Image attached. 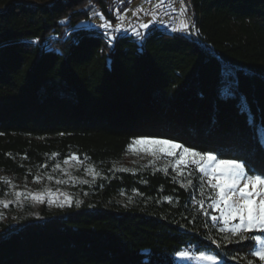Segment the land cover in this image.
Returning a JSON list of instances; mask_svg holds the SVG:
<instances>
[{
  "label": "trees",
  "instance_id": "16d2710c",
  "mask_svg": "<svg viewBox=\"0 0 264 264\" xmlns=\"http://www.w3.org/2000/svg\"><path fill=\"white\" fill-rule=\"evenodd\" d=\"M134 1L0 0V176L73 153L99 170L78 207L0 220V264H179L184 249L252 259L247 241L213 242L198 168L114 165L137 134L167 133L264 168V0H192L194 34L153 25L110 40L89 25L99 12L119 23Z\"/></svg>",
  "mask_w": 264,
  "mask_h": 264
},
{
  "label": "snow or ice",
  "instance_id": "6c2138e0",
  "mask_svg": "<svg viewBox=\"0 0 264 264\" xmlns=\"http://www.w3.org/2000/svg\"><path fill=\"white\" fill-rule=\"evenodd\" d=\"M163 3V0H160ZM184 3V0H181ZM180 14L184 16L187 12V5L180 8ZM124 19L123 16L120 17ZM153 21L145 22L140 25L142 29H148L149 23ZM194 25L186 18L179 19L178 25L172 28V31H190ZM108 33L109 39H115L114 36L108 31L112 29L113 25L105 23L100 25ZM124 30V24L121 23L116 27V31ZM137 36L141 33L135 28L132 29ZM37 40L40 38L37 37ZM3 46V45H0ZM231 94V93H229ZM245 110L242 107V111ZM63 135V133H61ZM136 146L140 151L149 154L153 159L150 161L154 163L156 159L160 157H172L175 158L174 163L169 162L168 165L163 167V170L167 172L168 167L171 166L178 174L184 175V169L189 165H195L199 172L202 173L200 184V195L204 196L205 186L211 190H214V194L209 195L208 208L218 211L219 215L210 214L205 209V200H197L196 204L203 210L204 216H209L213 222H219L222 220L223 226L219 228L221 233V240L213 241L217 243L218 247H222L223 244H241L249 242L246 246L249 248L248 255L252 259H248L247 256L241 258L247 261V264H258V262H264V168H257L249 163L246 158L229 152L221 148H203L200 146H187L179 141V138L171 137L167 133H141L133 137L131 146ZM11 155V154H9ZM57 155V154H53ZM69 159L79 160V157L75 153L71 154L68 158L63 160L64 164L69 163ZM61 165L57 163L55 169H59ZM88 171H92L91 168ZM99 175V173H95ZM190 175V173H188ZM48 180H53L51 175L47 176ZM3 180V178H0ZM35 180H41L40 176H35ZM7 184H11L10 180L4 181ZM57 184L62 183L60 180H56ZM83 183H89L88 180H84ZM192 180L189 179L187 184H181L182 187L192 185ZM15 188V185H13ZM58 193L48 191L49 197H55ZM16 198L15 201L0 200V205L7 209L11 203L15 202L17 206H21L23 200H30L43 202L44 196L37 193H26L24 191L16 190L13 193ZM169 202L172 201V197H165ZM50 202H55L54 199ZM73 198L66 196L65 202L59 206L64 207L65 204L71 206ZM79 206L82 201H77ZM4 218V214L0 212V219ZM208 227V224H205ZM260 233V234H256ZM211 238V237H209ZM181 258H190L192 253L190 251H177L175 253ZM258 258V261L256 260ZM195 259L209 261L211 264H219L222 260V256L217 254H211L209 252L199 250L195 256ZM231 259L236 260L238 256H232Z\"/></svg>",
  "mask_w": 264,
  "mask_h": 264
},
{
  "label": "rangeland",
  "instance_id": "374dc122",
  "mask_svg": "<svg viewBox=\"0 0 264 264\" xmlns=\"http://www.w3.org/2000/svg\"><path fill=\"white\" fill-rule=\"evenodd\" d=\"M184 4L186 3L184 2L182 4L181 1L178 0H163V3H161L160 0H135L132 6L125 13L120 14V17H124L123 20L115 25L110 22L113 27L108 31L112 36H115L116 33H129L137 36L132 30L135 28L141 33V35H143L147 29H142L140 25L145 22L153 21L152 23H149V27L157 25L165 30L174 32L172 31V28L178 25L179 19L186 18L191 22L192 25H194L190 29V32L194 34V16L193 14H190L191 11L189 7L187 6V12L184 16L180 14L179 10L180 8L184 7ZM94 16V20L89 25L96 26V28H101L104 30V28L100 27V25L109 23V21H107L100 12L96 13ZM121 23L124 24V30L116 31V27ZM258 130L260 137L264 142V130L260 126L258 127ZM152 159L153 158L149 154L140 151L136 146L133 145L130 147L128 158L116 163L114 167L126 169V164L137 166L147 163L158 165L159 167L163 168L165 165H168L169 162L174 163L175 161V158L162 156L156 159L154 163H151L150 161H152ZM57 163L61 165L59 169H55V165ZM188 167L196 166L189 165ZM89 168L92 169L91 172L88 171ZM168 168L174 170L171 166ZM95 173H99L96 164L89 160L79 158V160L69 159L68 164H64L63 160L56 161L53 162L50 167H46V165L38 167L36 170H32L28 175H24L22 177L6 175L4 177L0 176V178H3V182L7 180L11 181V184L4 182L6 185L5 189L2 187L0 188V200L15 201L16 198L14 197L13 193L16 190L24 191L26 193H37L44 196L43 202L33 201L29 198L28 200H23L21 206H17V204L13 202L7 209H5L2 205H0V212L4 214L3 219L5 220L9 218L10 220H15L16 218L25 216L44 217L50 211L64 209L71 206L78 207L76 202L82 201L84 199V196L88 192V186L91 185L98 176L95 175ZM48 175L53 176L54 179L51 181L48 180ZM35 176H40L41 180H35ZM56 180H60L62 183L57 184ZM84 180H88L89 183H83ZM13 185H15V188H13ZM49 190L52 192H57L58 194L55 197H49L47 195ZM66 196H71L73 198L72 205L68 206L65 204L64 207H60L59 205L65 202ZM53 199L55 202H50V200ZM212 214L219 215L218 211L214 209H212ZM217 223H219L220 226H223L222 220ZM184 251H190L192 256L190 258H181L176 255V260L179 264H211L209 261L195 259V256L198 252L192 249H184ZM219 264H222V261H220Z\"/></svg>",
  "mask_w": 264,
  "mask_h": 264
},
{
  "label": "built area",
  "instance_id": "2783aa9c",
  "mask_svg": "<svg viewBox=\"0 0 264 264\" xmlns=\"http://www.w3.org/2000/svg\"><path fill=\"white\" fill-rule=\"evenodd\" d=\"M178 1H181V0H178ZM184 2L189 7L190 11L194 12V7H193V4H192V0H184Z\"/></svg>",
  "mask_w": 264,
  "mask_h": 264
}]
</instances>
